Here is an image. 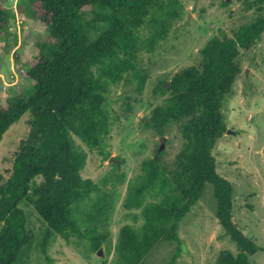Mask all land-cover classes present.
<instances>
[{"label": "trees", "instance_id": "16d2710c", "mask_svg": "<svg viewBox=\"0 0 264 264\" xmlns=\"http://www.w3.org/2000/svg\"><path fill=\"white\" fill-rule=\"evenodd\" d=\"M30 4L45 26L48 44L25 73L31 81L29 95L0 103V141L25 114L30 116V132L0 184V264H26L29 257L34 236L22 208L25 203L44 224L38 244L43 254L55 236L67 243L85 241L91 252L101 251L108 239L112 197L82 178L87 154L75 138L89 151L110 158L104 151L112 125L110 88L133 80L136 91L143 90L147 75L138 70L137 57L164 43L183 11L178 0ZM12 17L0 4V32ZM263 32L264 14L238 27L232 37L212 39L200 51L199 64L157 86L163 99L142 120L144 126L162 139L175 129L182 143L169 162L163 160L165 152L143 160L140 174L128 184L123 208L139 210L142 224L119 230L113 264H144L161 241L176 244L167 262L176 264L179 223L206 184L213 190L216 219L238 250L236 255L222 252L216 264H250L258 248L233 222L232 187L216 172L212 150L227 130L221 108L240 74L239 50L259 41ZM116 176L122 183L123 175Z\"/></svg>", "mask_w": 264, "mask_h": 264}, {"label": "rangeland", "instance_id": "374dc122", "mask_svg": "<svg viewBox=\"0 0 264 264\" xmlns=\"http://www.w3.org/2000/svg\"><path fill=\"white\" fill-rule=\"evenodd\" d=\"M178 1L182 5V15L174 23L167 40L152 53L143 52L137 57L138 70L147 75L143 90L137 92L133 80L110 88L112 125L104 151L120 161V169L116 170L113 163L97 151H89L75 138L76 144L87 154L82 178L92 180L112 197L107 241L99 253H93L85 241L77 244L71 239L67 243L55 236L49 240L43 254L38 244L44 224L33 207L25 203L22 208L34 236L26 264L114 263L119 230L125 225L138 228L142 224L139 210L123 208L128 184L140 174L143 160L154 158L159 151L165 152L163 160L169 162L182 143L175 129L162 139L144 126L142 120L147 119L163 99L157 86L168 83L180 70L199 64L200 51L212 39L232 37L238 27L264 14V0ZM222 1L227 5L223 6ZM30 3L31 0H0V4L13 14L8 26L0 32L2 104L14 97L29 95L31 81L25 73L48 44L45 26L34 17ZM85 10L88 12L89 8ZM236 60L240 74L221 108L227 130L216 142L212 155L216 160V172L232 187L233 222L258 248L249 258L250 264H264V32L259 41L247 49H240ZM29 121V114H25L0 141V184L9 176L14 154L30 132ZM117 174L123 175L122 183L118 182ZM215 212L213 190L206 184L198 202L179 223L180 257L176 264H216L222 252L238 253L235 243L218 223ZM175 249V243L161 241L146 256L144 264H167Z\"/></svg>", "mask_w": 264, "mask_h": 264}, {"label": "water", "instance_id": "95a60500", "mask_svg": "<svg viewBox=\"0 0 264 264\" xmlns=\"http://www.w3.org/2000/svg\"><path fill=\"white\" fill-rule=\"evenodd\" d=\"M162 142H163V141H162ZM162 144H163V143H162ZM162 144H161V147H162ZM161 147L159 148V150L161 149ZM158 153H159V151H158ZM108 162H109V163H113L114 165H116L117 169H120V161L117 160L116 158H114V157H110V158L108 159Z\"/></svg>", "mask_w": 264, "mask_h": 264}]
</instances>
